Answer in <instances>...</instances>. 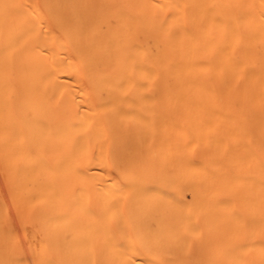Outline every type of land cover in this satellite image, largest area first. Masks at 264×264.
Listing matches in <instances>:
<instances>
[{
  "label": "bare ground",
  "instance_id": "1",
  "mask_svg": "<svg viewBox=\"0 0 264 264\" xmlns=\"http://www.w3.org/2000/svg\"><path fill=\"white\" fill-rule=\"evenodd\" d=\"M0 264H264V0H0Z\"/></svg>",
  "mask_w": 264,
  "mask_h": 264
}]
</instances>
